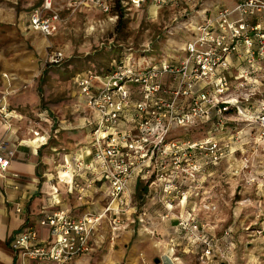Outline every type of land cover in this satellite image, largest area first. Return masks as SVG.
<instances>
[{
  "label": "built area",
  "instance_id": "1",
  "mask_svg": "<svg viewBox=\"0 0 264 264\" xmlns=\"http://www.w3.org/2000/svg\"><path fill=\"white\" fill-rule=\"evenodd\" d=\"M143 2L120 1L122 7H139ZM80 3L102 13L113 6V0ZM58 22L52 0H42L28 16L29 28L45 37L57 31ZM151 52V47L128 48L106 73L89 71L73 78L90 111L85 119L90 143L86 157L65 154L59 165L63 176L57 173L55 178L77 188L80 199L94 183L103 182L108 201L102 211L80 218L57 210L27 224L10 243L21 264H76L91 253L101 243L95 231L103 219L108 218L111 231L116 232L133 213L124 199L129 180L146 184L169 211L173 196L180 195V201L186 198L178 187L180 180L195 182L199 172L232 153L246 151L237 147L248 145V141L240 143L246 126L253 127L252 143L264 148V0H236L195 22L178 59L161 60L148 68L134 64L135 57ZM63 58L58 49L50 54L53 63ZM205 123H209L206 135L193 139L190 130L197 133ZM223 135L226 139L220 141ZM38 137L39 146L47 143L48 137ZM3 151L0 143L2 176L9 165ZM240 161L241 169H247L250 158L243 155ZM82 177L84 185L79 182ZM52 190L58 192L56 186ZM134 210L137 222L145 224L148 211ZM177 226L192 240L208 244L204 232L193 238L199 224L192 218L179 215ZM38 228L48 229L49 236L42 238Z\"/></svg>",
  "mask_w": 264,
  "mask_h": 264
},
{
  "label": "rangeland",
  "instance_id": "2",
  "mask_svg": "<svg viewBox=\"0 0 264 264\" xmlns=\"http://www.w3.org/2000/svg\"><path fill=\"white\" fill-rule=\"evenodd\" d=\"M52 1L60 25L55 35L45 37L28 25L30 11L42 0H0V125L5 129L3 139L11 133L14 142L29 144L30 138L45 135L48 141L38 156L55 154L56 160L53 149L62 153L84 142L79 117L71 111L77 91L74 76L86 70H106L119 45L156 43L154 53L134 58L139 68L174 58L172 50L184 46L194 21L199 16L204 20V8L214 2L166 0L160 5L146 0L139 7L124 9L114 0L111 11L102 13L80 0ZM215 1L231 5L235 0ZM56 49L64 55L59 63L50 62ZM83 116H87L85 112ZM190 132L193 139L206 135L201 129ZM251 140L249 136L245 152L238 151L231 160L226 156L209 166L197 174L195 182L180 180L178 187L186 198L180 202V195L173 196L169 211L158 195L147 191L125 195L124 199L136 207L146 197L155 196L145 219L147 226H156L157 220L169 225L179 214L203 225L208 244L191 241L190 233L180 228L176 231L182 237L176 253L192 264H264V148L259 149ZM243 155L250 158L247 169H241L239 156ZM129 186L132 188L133 180ZM202 232L199 228L193 238ZM102 239L104 247L95 254L111 256L117 249V233L105 228Z\"/></svg>",
  "mask_w": 264,
  "mask_h": 264
},
{
  "label": "crops",
  "instance_id": "3",
  "mask_svg": "<svg viewBox=\"0 0 264 264\" xmlns=\"http://www.w3.org/2000/svg\"><path fill=\"white\" fill-rule=\"evenodd\" d=\"M120 1L121 0L118 1V5L122 7ZM235 1L233 3H235ZM163 4L164 3H160V5ZM114 5L115 3L113 0V6ZM222 5H226L225 2L218 4L214 0L210 6L204 8L203 16L213 15L216 9ZM128 7L131 8L135 6L127 5L123 8L127 9ZM199 20H201L200 16L197 21ZM197 21H194V23ZM59 25L60 21L58 22V29ZM58 29L53 35L58 32ZM155 44V42L150 40L139 47H121L119 45L114 48L113 51L115 53L106 70H86L77 75L86 74L89 71L96 74H104L112 67L115 60L120 59L124 55L126 49L132 48L134 50H141L151 47L152 54L156 49L154 47ZM172 51L174 52H170L172 55H175L174 58L178 59L183 54L182 44L175 47ZM74 97L75 101L72 104L71 111L79 117V128L84 134V142L77 147L76 144L75 147H73L74 145L71 146V148L68 147L67 151L62 153L59 151L57 153V150L53 149L58 155L57 160L54 159L55 154L50 156L44 155L41 158L38 156V151L46 144L39 146L38 140L35 139V137L28 140L29 144L18 141L14 142V137L11 133H8L3 139L5 129L3 125H0V143H5L4 151L1 153L5 158L9 159V165L4 176L0 175V264H21L19 254L11 247V240L27 224L36 222L44 213L64 210L71 217L80 218L86 213L94 214L102 211L108 201L107 184L103 182L97 181L94 183L92 187L84 191L82 195L83 198L80 199L77 188L59 183L55 178L57 173L63 176L59 166L63 162V156L65 154L70 156L81 154L84 157L87 154L88 150L86 149L89 147L90 143L89 129L85 125V119L90 115V111L84 105L78 89ZM84 112L87 116H83ZM208 125L209 123L199 125L197 127L198 131L200 129L205 130ZM252 128L251 126H246L244 128L243 133L240 135V143L248 141ZM225 139L226 137L223 135L220 141ZM247 146L248 145H246V148H248ZM237 147L240 149L245 148L242 144H238ZM235 153L230 154L226 160L229 161L234 158ZM241 157L242 156H239L240 159ZM14 174H17V176H14ZM79 182L81 185H84L86 183L85 178H80ZM136 184L137 182L133 179V186L132 188L129 186L130 189L128 188L126 195H135ZM55 186L58 188L57 193H54L52 190ZM152 193L154 192L151 191L149 195H152ZM153 197L154 196L146 197V201L140 202L139 205L133 208H143L148 211V208L151 207L150 205L153 201ZM180 206L183 205L180 204ZM17 209L20 210L18 211ZM134 209H131L133 213L131 216L128 215L129 219L126 221L125 225L114 232L115 235L117 233V239L114 241L117 249L111 253V256L100 257L99 255L101 252L95 254L104 247L102 239L104 236V229L109 228L111 230L109 219L105 218L98 224L95 231V237L101 240V243L96 247L99 249L94 253H89L80 257L77 259L76 264H192L186 258L176 253L179 249V241L182 239L181 235L176 233V231H180L177 226L178 215L170 220L169 225L166 222L164 223V221L160 222L157 220L156 226L154 224L147 226L146 224L141 225L137 222L138 215L134 213ZM181 211L183 210L181 209ZM188 212L189 211H187V213ZM161 215L163 217L164 213ZM189 215L192 216V214ZM148 217L149 214L147 213V218ZM191 218L196 221L195 218ZM196 222L198 223V221ZM199 228L204 232L203 225L199 224ZM37 230L42 238H47L49 236L48 229L38 228ZM136 233L139 237L134 238Z\"/></svg>",
  "mask_w": 264,
  "mask_h": 264
},
{
  "label": "trees",
  "instance_id": "4",
  "mask_svg": "<svg viewBox=\"0 0 264 264\" xmlns=\"http://www.w3.org/2000/svg\"><path fill=\"white\" fill-rule=\"evenodd\" d=\"M142 191H147V186L146 184L142 183V182H137L136 184V191H135V195H138L137 193H141Z\"/></svg>",
  "mask_w": 264,
  "mask_h": 264
},
{
  "label": "bare ground",
  "instance_id": "5",
  "mask_svg": "<svg viewBox=\"0 0 264 264\" xmlns=\"http://www.w3.org/2000/svg\"><path fill=\"white\" fill-rule=\"evenodd\" d=\"M35 139H37L39 141V137H35Z\"/></svg>",
  "mask_w": 264,
  "mask_h": 264
}]
</instances>
